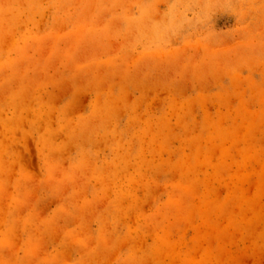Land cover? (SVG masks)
I'll return each mask as SVG.
<instances>
[{"label": "rangeland", "instance_id": "374dc122", "mask_svg": "<svg viewBox=\"0 0 264 264\" xmlns=\"http://www.w3.org/2000/svg\"><path fill=\"white\" fill-rule=\"evenodd\" d=\"M0 264H264V0H0Z\"/></svg>", "mask_w": 264, "mask_h": 264}]
</instances>
